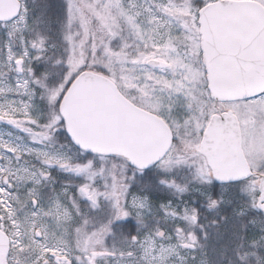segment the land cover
<instances>
[{
  "label": "snow or ice",
  "instance_id": "snow-or-ice-1",
  "mask_svg": "<svg viewBox=\"0 0 264 264\" xmlns=\"http://www.w3.org/2000/svg\"><path fill=\"white\" fill-rule=\"evenodd\" d=\"M0 264H264V0H0Z\"/></svg>",
  "mask_w": 264,
  "mask_h": 264
}]
</instances>
